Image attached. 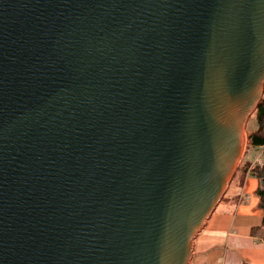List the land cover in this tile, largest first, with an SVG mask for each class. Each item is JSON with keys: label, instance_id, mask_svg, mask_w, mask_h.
<instances>
[{"label": "water", "instance_id": "obj_1", "mask_svg": "<svg viewBox=\"0 0 264 264\" xmlns=\"http://www.w3.org/2000/svg\"><path fill=\"white\" fill-rule=\"evenodd\" d=\"M264 94V0H0V264H190Z\"/></svg>", "mask_w": 264, "mask_h": 264}, {"label": "crops", "instance_id": "obj_2", "mask_svg": "<svg viewBox=\"0 0 264 264\" xmlns=\"http://www.w3.org/2000/svg\"><path fill=\"white\" fill-rule=\"evenodd\" d=\"M260 151L250 150L245 159L250 164L247 170L244 163L236 171L222 201L193 242L190 264H264V240L251 234L262 222L259 180L250 175L253 158Z\"/></svg>", "mask_w": 264, "mask_h": 264}, {"label": "trees", "instance_id": "obj_3", "mask_svg": "<svg viewBox=\"0 0 264 264\" xmlns=\"http://www.w3.org/2000/svg\"><path fill=\"white\" fill-rule=\"evenodd\" d=\"M252 116L256 118L258 128L256 131L248 134V139H247L248 141L245 149V155L240 165L238 166L237 170H239V168L243 166L244 163L246 165V170H247L250 164L249 162H245V159L249 154L250 150L252 149L258 150L260 148H264V94ZM250 175H252L253 177L259 180L257 197L259 199L258 207L262 211V222L259 226H255L252 228L251 234L252 236L260 240H264V164L256 165L252 167V169L250 170Z\"/></svg>", "mask_w": 264, "mask_h": 264}, {"label": "rangeland", "instance_id": "obj_4", "mask_svg": "<svg viewBox=\"0 0 264 264\" xmlns=\"http://www.w3.org/2000/svg\"><path fill=\"white\" fill-rule=\"evenodd\" d=\"M256 126H258V124H257V120H256V118H255L254 116H251L250 119H249V121H248V124H247V129H246L247 134H249V133H251L253 130H255ZM247 139H248V138H247ZM247 141H248V140H247ZM247 141H246L245 147H246V145H247ZM245 149H246V148H244V153H243V155L245 154ZM263 153H264V148H263V149L261 148V151H260L257 155L254 156L253 161H254L258 156H261ZM242 158H243V156H242ZM263 160H264V155H263ZM251 169H252V168H251Z\"/></svg>", "mask_w": 264, "mask_h": 264}, {"label": "built area", "instance_id": "obj_5", "mask_svg": "<svg viewBox=\"0 0 264 264\" xmlns=\"http://www.w3.org/2000/svg\"><path fill=\"white\" fill-rule=\"evenodd\" d=\"M262 149H263V148H262ZM263 155H264V153H263L261 156H258V157L252 162L251 168L254 167V166H256V165H263V164H264Z\"/></svg>", "mask_w": 264, "mask_h": 264}]
</instances>
